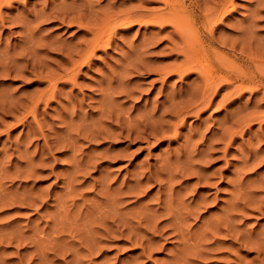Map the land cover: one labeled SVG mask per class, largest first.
<instances>
[{"label":"rangeland","instance_id":"1","mask_svg":"<svg viewBox=\"0 0 264 264\" xmlns=\"http://www.w3.org/2000/svg\"><path fill=\"white\" fill-rule=\"evenodd\" d=\"M262 1L215 22L206 58L248 75L201 109L162 0H0V67L35 66L0 74V264H264Z\"/></svg>","mask_w":264,"mask_h":264},{"label":"bare ground","instance_id":"2","mask_svg":"<svg viewBox=\"0 0 264 264\" xmlns=\"http://www.w3.org/2000/svg\"><path fill=\"white\" fill-rule=\"evenodd\" d=\"M2 1V0H1ZM6 1V0H5ZM9 1V0H8ZM14 1V0H13ZM163 2H164V5L166 6V10H168V11H166L167 12V14L165 15V16H162V14H161V17H158L159 15H157V16H154L153 18H154V20H155V18L156 17H158V20H159V22H158V24L159 25H163L164 26V28H165V26L166 25H168V26H172L171 28H173V33H176V35L178 36L179 35V37H181L182 38V40H183V47H182V51L180 50V52H183L182 54H184V56L183 57H185L187 60V62L188 63H190V61H191V57H192V59L193 58H198L199 57V61H197L198 59H196V61H195V59L194 60H192V61H195L196 63H197V66H196V68L199 70V74H198V70L197 69H195L196 71H197V74L198 75H200L201 77H203V78H201V79H203V83H202V89L200 90L199 89V97H198V99H197V102H198V104H199V106L200 107H202L201 109H207L208 107H210L211 105H213L214 103H215V99H216V97L219 95V92L221 91V89L223 88V86H227V85H232V84H234V83H237V82H240V84H241V86H243L242 84L244 83V81H246L244 78L248 75V73L247 72H245V71H243V72H239V71H241V70H238V69H236V70H238L237 72L235 71V70H233V71H235V73L233 72H231V71H224L220 66H218V65H220V64H218L217 66L216 65H214L213 63H211L210 62V60L208 59L209 57H211V53H216V49H217V44L215 43V41L217 40H215L214 41V38H213V34L212 33H214L213 31H214V24H215V22L217 21V20H219V17L222 15V16H224V13H226V12H228L229 11V9H228V7L230 6V5H232V0H216V2H214L215 3V5H216V8L213 10V12L212 13H208V14H198V15H196V14H194V15H192L191 16V11L190 10H188L187 9V7L185 6V4H184V0H182V1H179V0H162ZM262 2H264V1H262ZM3 4V3H2ZM61 5V4H60ZM190 5V4H189ZM194 6V5H193ZM208 6V5H207ZM214 6V5H213ZM215 7V6H214ZM72 8V7H71ZM90 8V7H89ZM192 8H194V7H192ZM92 9V8H91ZM212 9H213V7H212ZM51 10V9H50ZM195 10V9H194ZM199 10V9H198ZM93 11V10H92ZM196 11V10H195ZM205 11H207V10H205ZM51 12V11H50ZM61 12V11H60ZM192 12H193V10H192ZM65 13H66V11H65ZM64 13V14H65ZM199 13V12H198ZM206 13V12H205ZM81 14V13H80ZM44 15V14H43ZM114 15H116V14H114ZM67 16V15H66ZM221 16V17H222ZM36 17V16H35ZM41 17V16H40ZM43 17V16H42ZM45 17V16H44ZM79 17V16H78ZM108 17V16H107ZM220 17V18H221ZM106 18V17H105ZM104 18V19H105ZM111 18V17H110ZM109 18V19H110ZM107 19V18H106ZM157 19V18H156ZM201 19V22L203 23V27L205 26V28H208V33H209V36H204V35H201V32H199V30L196 28V24H197V22H198V20H200ZM61 20H63V19H61ZM134 20V19H133ZM132 20V21H133ZM41 21V20H40ZM71 21H73V20H71ZM105 21V20H104ZM107 21H108V19H107ZM106 21V22H107ZM136 22H137V20H135ZM139 22L141 21V19L140 20H138ZM149 21H152V20H149ZM223 21V20H222ZM103 22V21H102ZM153 22H155V21H153ZM25 23V22H24ZM129 23H131V22H129ZM107 25V24H106ZM26 26V25H25ZM103 26H104V24H103ZM105 27V26H104ZM163 28V27H162ZM204 29V28H203ZM206 30H204V31H206ZM29 32V31H28ZM32 32V31H31ZM99 33H101V32H99ZM99 33H96V34H99ZM206 35V34H205ZM33 36V35H32ZM26 38V37H25ZM216 38V37H215ZM27 39V38H26ZM30 39V38H29ZM24 40V39H23ZM102 41V37H100L99 35H94L93 36V39L91 40V47L88 49L87 47H86V45H85V47H86V50H87V52H84V53H86L85 54V56L84 57H90L92 54H93V52H94V46L95 45H98L99 43H102L101 42ZM218 41V40H217ZM244 41V40H243ZM42 42V41H41ZM31 43V42H30ZM220 43V42H219ZM223 43V42H222ZM225 43V42H224ZM108 44V43H107ZM89 45V44H88ZM87 45V46H88ZM216 45V46H215ZM226 45V44H225ZM43 46V45H42ZM77 46V45H76ZM31 47V46H30ZM29 47V48H30ZM37 47V46H36ZM79 47H81V46H79ZM78 47V48H79ZM226 47V46H225ZM33 48H35L34 47V45L32 46V49ZM39 48H42V47H39ZM72 49V48H71ZM80 49H83V48H80ZM34 50V49H33ZM41 50V49H40ZM64 50V49H63ZM78 49L76 48L75 50H70V52H73L74 53V51H77ZM85 50V49H84ZM230 50V49H229ZM1 51V50H0ZM82 51V50H81ZM81 51H79V53L81 52ZM231 51H233V49L231 50ZM235 51V50H234ZM4 52H5V50H4ZM28 52V51H27ZM26 52V53H27ZM32 52H34V51H32ZM69 52V53H70ZM3 53V52H2ZM8 53V52H7ZM25 52H20L18 55H19V59L21 60V59H26L27 58V54H26ZM35 53V52H34ZM34 53H32V54H34ZM78 53V54H79ZM231 53V52H230ZM5 54V53H4ZM11 54V53H10ZM14 54H15V52H14ZM31 54V55H32ZM37 54V53H36ZM35 54V55H36ZM70 54H72V53H70ZM217 54V56H218V54L219 53H216ZM232 54V53H231ZM240 54H242V52L240 53ZM7 55V54H6ZM17 55V56H18ZM27 55V56H26ZM31 55H30V57H31ZM39 55V54H38ZM80 55V54H79ZM222 55V54H221ZM221 55H219L220 57H221ZM234 55V54H233ZM235 55H236V53H235ZM14 56V55H13ZM12 56V57H13ZM15 56H16V54H15ZM34 56V55H33ZM75 56H78V55H75ZM81 56V55H80ZM216 56V57H217ZM253 56V55H252ZM255 56V55H254ZM11 57V56H10ZM11 57V58H12ZM40 57V56H39ZM81 57H83V56H81ZM205 57V58H204ZM206 57H208V58H206ZM215 57V56H214ZM224 57V56H223ZM250 57H251V55H250ZM258 57V56H257ZM32 58V57H31ZM34 58H35V56L33 57V59H31L32 60V62L34 61ZM227 58V57H226ZM226 58H225V60H226ZM41 59V58H40ZM224 59V58H223ZM1 60V59H0ZM10 60V59H9ZM12 60V59H11ZM37 60V59H36ZM216 60V59H215ZM220 60V59H219ZM38 61V60H37ZM192 61H191V63H192ZM13 62H15V65H14V63ZM13 62H10V66L13 64V66H9L8 67V65L7 66H2L1 65V67H0V74H1V72H4V75L6 74V75H9V74H12L13 75V73L15 74V76H17V74H19V75H21L22 74V72H25V71H27V69H28V66H32V68L31 69H35V66L34 65H32L30 62V60H25V62H24V64L23 65H19V63H18V59H13ZM39 62V61H38ZM218 62V61H217ZM225 62V61H224ZM223 62V63H224ZM12 63V64H11ZM194 63V62H193ZM7 64H8V62H7ZM36 64V63H35ZM39 64V63H38ZM183 64V63H182ZM233 64V63H232ZM256 65V64H258L259 65V63H257V61H256V63H253L252 65ZM41 65V64H40ZM196 65V64H195ZM194 65V66H195ZM222 65V64H221ZM258 65H256V66H258ZM43 66V65H42ZM45 67V66H44ZM44 67H43V69H44ZM188 67H189V65H188ZM225 67H227V66H225ZM259 67V66H258ZM257 67V68H258ZM39 68V67H38ZM146 68V67H145ZM238 68V67H237ZM253 68V67H252ZM251 68V69H252ZM255 68V67H254ZM262 68V67H261ZM261 68H260V70H261ZM188 69H190V68H188ZM227 69V68H226ZM243 69V68H242ZM38 70V69H37ZM36 70V71H37ZM176 70V69H175ZM193 70H194V68H193ZM244 70V69H243ZM257 70V69H256ZM203 71V72H202ZM249 71V70H248ZM7 72V73H6ZM202 72V73H201ZM239 72V73H238ZM251 72V71H250ZM258 72V71H257ZM256 72V73H257ZM21 73V74H20ZM33 73V72H32ZM47 73V72H46ZM262 73H264V69H262ZM3 74V73H2ZM38 74H39V72H38ZM37 74V75H38ZM42 74H44V72L42 73ZM50 74V73H49ZM202 74H204L203 76H202ZM33 75H34V73H33ZM41 75V74H40ZM251 75H252V73H251ZM262 75V74H261ZM260 75V78H259V76L258 75H252L251 77H249L248 76V78H246L247 79V82L249 81V80H251L252 78H259V81L261 82V80H264V77H262ZM11 76V75H10ZM41 77V76H40ZM198 78H199V76H198ZM47 79V78H46ZM249 79V80H248ZM45 80V79H44ZM254 80V79H253ZM218 81V82H217ZM258 81V80H257ZM250 82V81H249ZM255 82V81H254ZM221 83H224V84H221ZM226 83V84H225ZM201 87V86H200ZM199 88V87H198ZM105 89V88H104ZM211 90V91H210ZM201 91V92H200ZM106 92H108V91H106ZM189 93V92H188ZM52 94V93H51ZM110 95V94H109ZM186 95V94H185ZM198 96V95H197ZM8 97V96H7ZM10 97V96H9ZM6 98V97H5ZM107 98V97H106ZM11 99V98H10ZM38 99V98H37ZM177 100V99H176ZM13 101V100H12ZM112 101V100H111ZM190 101V100H189ZM192 101H194V100H192ZM9 102V101H8ZM36 102V101H35ZM112 102H114V100L112 101ZM184 102V101H183ZM186 102H187V100H186ZM2 103V102H1ZM1 103H0V105H1ZM17 104V103H16ZM20 104V103H19ZM177 104V103H176ZM179 104H181V103H179ZM11 105V104H10ZM182 105V104H181ZM187 106H188V104H187ZM14 107V106H13ZM15 107H16V105H15ZM183 107V106H182ZM17 108V107H16ZM16 108H15V110H16ZM172 108V107H171ZM186 108V107H185ZM2 109H3V107H2ZM5 109V108H4ZM10 109V108H9ZM11 110V109H10ZM178 110H180L179 108H178ZM165 111V110H164ZM1 112V111H0ZM6 112V111H5ZM4 112V113H5ZM152 112V111H151ZM168 112V111H167ZM150 113V112H149ZM170 113H171V111H170ZM174 111L172 112V115L174 116ZM1 114V113H0ZM162 114H164V113H162ZM108 115V114H107ZM149 115V114H148ZM177 115V114H176ZM150 116V115H149ZM153 116V115H152ZM147 117V116H146ZM162 117H164V116H162ZM155 118V117H154ZM159 118V117H158ZM151 119V118H150ZM155 120V119H154ZM123 121V120H122ZM128 121V120H127ZM156 121V120H155ZM119 122V121H118ZM130 122V121H129ZM128 122V123H129ZM140 124V123H139ZM143 124V123H142ZM150 124V123H149ZM130 125V124H129ZM131 125H134V124H131ZM136 125V124H135ZM141 126V125H140ZM119 127V126H118ZM137 128H138V126H136ZM143 127V126H142ZM154 127V126H153ZM135 128V127H134ZM117 129V128H116ZM124 129V128H123ZM143 129V128H142ZM112 130V129H111ZM128 130V129H127ZM151 130H152V128H151ZM109 131V130H108ZM123 131V130H122ZM137 132H138V130H136ZM141 131V130H140ZM123 132H126L125 134H128V135H133L132 133V131H131V133L130 132H128V131H126V130H124ZM135 133V134H139V132L138 133ZM147 134V133H146ZM69 135H71V134H69ZM128 135H126V136H128ZM150 135V134H149ZM135 136H137V135H135ZM151 136H152V134H151ZM137 137H139V136H137ZM72 138V137H71ZM136 138V137H135ZM74 140V139H73ZM53 141V140H52ZM60 141V140H59ZM58 141V142H59ZM49 142V141H48ZM75 142V141H74ZM54 143V142H53ZM56 143V142H55ZM69 143H70V141H69ZM52 145V144H51ZM72 145V144H71ZM46 146V145H45ZM73 146V145H72ZM44 147V146H43ZM45 148V147H44ZM71 148H73V147H71ZM82 160V159H81ZM78 162V161H77ZM73 165H75V164H73ZM76 165H78V164H76ZM77 168V167H76ZM15 199V198H14ZM25 203V202H24ZM238 203V202H237ZM235 205H236V203H235ZM234 204H233V207L235 206ZM238 206V205H237ZM185 208V207H184ZM169 210V209H168ZM259 210H261V209H259ZM159 211V210H158ZM174 211V210H173ZM178 211H179V209H178ZM166 212H168V211H166ZM170 212V211H169ZM172 212V211H171ZM175 212V211H174ZM158 213V212H157ZM169 214V213H168ZM172 214V213H171ZM176 214V213H175ZM188 215V214H187ZM176 216H178V215H176ZM175 216V217H176ZM227 216V215H226ZM178 218H179V216H178ZM182 218H184L183 217V213H182ZM230 218V217H229ZM113 218H111V220H112ZM224 219V218H223ZM223 219H222V221H223ZM174 220V219H173ZM176 220V219H175ZM180 220V219H179ZM184 220H185V218H184ZM183 220V221H184ZM232 220V219H231ZM104 221V220H103ZM169 221V220H168ZM101 222V221H100ZM175 222V221H174ZM228 222V221H227ZM170 223V222H169ZM173 223V222H172ZM175 223H179V222H177V220H176V222ZM113 224H114V221H113ZM171 224V223H170ZM219 224V223H218ZM228 224V223H227ZM155 225V224H154ZM177 225H179V224H177ZM213 225V228H215L214 227V223L212 224ZM223 225V224H222ZM221 225V226H222ZM105 226V225H104ZM175 226V225H174ZM182 225H181V222H180V227H181ZM229 226V225H228ZM177 227V226H176ZM223 227H224V225H223ZM227 227V226H226ZM104 228V227H103ZM154 228V227H153ZM163 228V227H162ZM172 228H173V226H172ZM179 228V227H178ZM231 228V227H230ZM105 229L108 231V230H110V229H108V228H104V231H105ZM164 229V228H163ZM215 229H217V227L215 228ZM225 229V228H224ZM176 230V229H175ZM180 230V229H179ZM229 230V228L227 227L224 231H226V233H230L231 234V232H230V230ZM232 230H234V229H232ZM177 231H178V229H177ZM182 231V230H181ZM180 231V232H181ZM228 231V232H227ZM216 233H217V231H216ZM216 233H215V235H216ZM224 233V232H223ZM233 233H235L234 231H233ZM237 233V232H236ZM240 233V232H239ZM221 234V233H220ZM219 234V235H220ZM228 234H226V235H228ZM180 235H181V233H180ZM218 235V236H219ZM234 235H237V234H234ZM183 236V235H182ZM241 236V235H240ZM250 236V235H249ZM224 237L226 238V236H225V234H224ZM230 237V236H229ZM181 238V237H180ZM186 238V237H185ZM233 238V237H232ZM235 238V240H238L239 238H237L236 239V237H234ZM252 238V237H251ZM183 239V238H182ZM232 240V239H231ZM234 240V241H235ZM240 240V239H239ZM242 240V239H241ZM252 240H253V238H252ZM243 241V240H242ZM262 242H264V241H262ZM258 243V242H257ZM261 245V244H260ZM187 246V245H186ZM258 246V245H257ZM190 247V246H189ZM259 247V246H258ZM262 247H264V246H262ZM188 248V247H187ZM186 248V249H187ZM260 248V247H259ZM190 250V249H189ZM262 250V249H261ZM188 251V250H187ZM259 251V250H258ZM196 254V253H195ZM191 255V254H190ZM189 255V256H190ZM184 256H185V254H184ZM195 256V255H194ZM186 257V256H185ZM185 257H184V259H185ZM188 259V258H187ZM262 260V259H261ZM183 261H185V260H183ZM187 263V262H186Z\"/></svg>","mask_w":264,"mask_h":264}]
</instances>
